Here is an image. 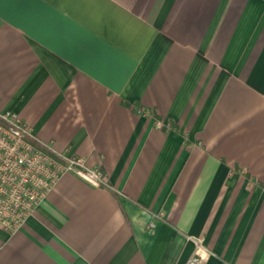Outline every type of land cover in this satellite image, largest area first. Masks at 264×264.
<instances>
[{"label": "crops", "instance_id": "crops-1", "mask_svg": "<svg viewBox=\"0 0 264 264\" xmlns=\"http://www.w3.org/2000/svg\"><path fill=\"white\" fill-rule=\"evenodd\" d=\"M0 110L107 182L64 174L0 264H187L197 239L264 264V0H0Z\"/></svg>", "mask_w": 264, "mask_h": 264}, {"label": "built area", "instance_id": "built-area-1", "mask_svg": "<svg viewBox=\"0 0 264 264\" xmlns=\"http://www.w3.org/2000/svg\"><path fill=\"white\" fill-rule=\"evenodd\" d=\"M66 173H73L96 186H107L98 167L82 157L57 150L39 139L19 113L0 110V224L14 232L21 229L53 185ZM154 220L150 227H154ZM187 264H203L198 250Z\"/></svg>", "mask_w": 264, "mask_h": 264}]
</instances>
